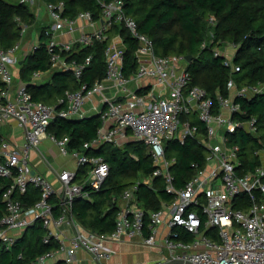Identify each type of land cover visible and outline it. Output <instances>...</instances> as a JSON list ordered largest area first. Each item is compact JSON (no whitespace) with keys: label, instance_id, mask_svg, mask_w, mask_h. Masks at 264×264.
I'll list each match as a JSON object with an SVG mask.
<instances>
[{"label":"built area","instance_id":"1","mask_svg":"<svg viewBox=\"0 0 264 264\" xmlns=\"http://www.w3.org/2000/svg\"><path fill=\"white\" fill-rule=\"evenodd\" d=\"M21 2L34 5L36 0ZM64 6L63 2L45 4L51 26L45 30L44 46L51 70L72 72L80 79L92 56L77 61L68 60L62 53L75 45L81 49L92 46L95 41L107 40L106 32L113 24H123L136 40L137 70L131 76L123 73L126 46L121 35L116 34L105 50V77L93 85L84 83L79 90L67 91L65 98L49 105L34 101L26 84L15 85L11 65L18 63L16 55L21 50L20 43L9 50L0 48V127L14 120L24 130L22 145L6 138L0 143V177L13 179L3 194L6 213L0 221V244L10 248L25 229L41 220L48 231L44 243L53 240L59 246L30 264L56 262L60 254H66V261H70L79 249L89 253L98 264H111L115 250L110 244L121 241L124 236H140L142 245L162 251L159 259L136 264H166L172 260L188 264H264V150L255 153L260 157V166L254 172L240 175L237 171L239 149L229 145L226 135L238 127L248 132L256 131L254 118L241 122L233 116L243 113L237 99L262 93L264 85L238 88L230 77L228 95H218L215 106L205 89L189 87V62L184 56L155 53L152 40L142 34L136 21L126 14L124 0L102 4V17L97 21L90 12H81L74 19L63 17ZM21 29L24 35L29 27L22 24ZM65 33L75 34V37L62 42L58 36ZM207 45L208 42L203 41L201 49ZM40 46L38 42L33 43L30 50L35 51ZM226 47L238 48L233 43ZM213 54L223 57L224 66L232 73L240 70L233 62L234 55L229 57L219 48H214ZM44 74L36 72L33 77L38 80ZM107 82L111 86L108 87ZM87 103L90 106L87 107ZM92 115L100 116L102 126L97 137L84 144L85 148L105 143L123 146L128 141H139L147 147L156 166L152 176L123 192L124 207L119 212L115 230L109 234L86 229L71 212L75 198L85 195V185L95 190L101 188L109 176V165L102 157L69 150L68 137L57 138L47 131L55 118L73 120ZM183 115H194L205 124L202 143L208 155L206 167L183 188L176 189L170 170L175 159L166 158L165 141L178 139L183 143L188 136L195 137L198 132L197 125L183 120ZM44 139L54 143L63 156H72L77 168L90 167L83 182L76 181L77 170H62L56 175V188L44 175L33 171L31 150L38 149ZM154 177H162L166 192L175 198L163 209L149 214L150 234L144 236L145 211L137 206L134 192L140 183L149 184ZM31 185L41 190V198L33 207L25 209L14 194L26 193ZM242 194L250 196V205L236 208L234 200ZM55 196L60 199L62 208L58 215H54L55 205L50 202ZM193 207L200 208V214ZM160 225L166 226L168 232L159 236ZM175 227H181L195 237L191 241L176 239ZM200 227L209 233L204 234Z\"/></svg>","mask_w":264,"mask_h":264},{"label":"trees","instance_id":"2","mask_svg":"<svg viewBox=\"0 0 264 264\" xmlns=\"http://www.w3.org/2000/svg\"><path fill=\"white\" fill-rule=\"evenodd\" d=\"M113 0H36V3L58 4L64 3L63 17L74 19L81 12H90L93 20L102 17V4ZM125 12L132 17L142 34L147 35L153 42L155 53L167 55H191L187 70L191 76L189 87L199 86L206 90L214 105L217 96L228 95L227 81L232 77L238 88L264 85V0H124ZM35 3V4H36ZM34 4V5H35ZM34 5L21 0H0V48L9 50L17 43L27 42L31 27H40L37 42L40 48L24 53L18 63L13 65L15 71L14 82L26 84V89L32 94L34 101L55 105L60 98H65L67 91H76L86 83L93 85L106 74L105 50L110 39L120 34L126 46L123 73L131 76L137 70L135 51L136 40L123 24H113L106 32L107 40L95 41L87 48L78 45L62 55L68 60L82 61L92 56L90 65L83 76L77 79L72 72L51 70L50 58L44 46L47 39L45 30L51 24L37 23ZM20 19V21H17ZM211 19L213 20L211 22ZM29 27L26 34H21V25ZM207 41L206 48L201 49V43ZM229 43L238 46L233 62L240 70L232 73L223 64V57H215L214 48L223 49ZM19 50V52H22ZM43 72L48 75L44 83H37L34 73ZM41 79V78H40ZM2 83L0 82V87ZM243 113H236L233 117L241 122L250 118L256 120V131L248 132L238 127L227 133L229 145L237 146L241 175L254 172L260 166V157L255 153L264 150V91L251 98L237 99ZM63 106H59L61 108ZM183 120H190L197 125L195 137H187L184 142L178 139L165 141V156L175 159L170 167L174 176V187L181 189L200 170L206 167L208 151L202 143L205 138V124L194 115H183ZM102 126L99 115H92L83 119L55 118L47 131L57 138H69V150H79L84 154L102 157L109 165L110 172L99 190L88 184L84 187L83 196L75 198L71 212L74 218L86 229L109 234L116 228L120 201L123 192L138 181L152 176L156 166L147 149L139 141H128L123 146L101 144L92 148H85V143L92 142ZM3 135L0 133V143ZM90 167L77 168L76 181L81 183L87 176ZM13 183L12 178L0 177V221L6 213L4 192ZM137 206L144 209V236L150 234L151 224L149 214L159 211L174 201V195L166 192L162 177H154L149 184L140 183L134 192ZM254 195L258 197V193ZM14 197L22 202L25 209L33 207L41 198V190L29 186L26 193H15ZM55 205L54 215L61 212L60 199L50 198ZM203 202V201H202ZM250 205V196L242 194L234 200V206L246 208ZM200 214V208H194ZM204 234L209 231L200 227ZM177 233L176 239L191 241L195 236L181 227L173 229ZM48 233L41 220H36L17 237L10 248L0 244V264H30L40 255L58 248V243L50 241L44 243ZM53 264H66L64 260H57Z\"/></svg>","mask_w":264,"mask_h":264},{"label":"crops","instance_id":"3","mask_svg":"<svg viewBox=\"0 0 264 264\" xmlns=\"http://www.w3.org/2000/svg\"><path fill=\"white\" fill-rule=\"evenodd\" d=\"M33 11L35 12V15L37 17L38 24H50V21L46 15L44 3H36L34 5ZM37 28H34L33 26L29 30V38L27 42L22 44V52H19L16 55L18 60L20 59L19 57H21L24 53H27L31 49V45L34 43L31 40L32 36L37 34V38L39 37ZM58 37L62 42H69L70 40H73L75 34L65 33L59 35ZM13 72L15 74L14 69ZM18 84L20 83L18 82L15 85ZM106 85L109 87L111 86V83L107 82ZM107 92L108 94H110L111 90L108 89ZM88 106H90L89 103H87V107ZM2 127H6L10 130L11 133H13L9 137L3 135V138L9 139L11 142L16 143L18 145H22L24 143V130L19 127L14 120H10L8 124ZM59 154L60 151L54 143H52L49 139L42 140L39 144L38 149L31 150V165L33 167V171L44 175L48 180L53 183H56L57 173L62 170H67L63 168L62 165H59ZM119 203L122 209V207H124V201L121 200ZM167 232L168 228L166 226L160 225L158 227L159 236L164 235ZM110 246L115 250V254L110 260L111 264H136L153 262L159 259L162 254V251L160 249H151L150 247L142 245L140 236H124L121 241L113 242L110 244ZM58 260H64L66 264H98V262L89 253L82 249H79L70 261H66V254H60ZM53 263L54 262L50 264Z\"/></svg>","mask_w":264,"mask_h":264},{"label":"rangeland","instance_id":"4","mask_svg":"<svg viewBox=\"0 0 264 264\" xmlns=\"http://www.w3.org/2000/svg\"><path fill=\"white\" fill-rule=\"evenodd\" d=\"M46 24H48V23H46ZM40 25V24H39ZM43 25H44V23H43ZM41 26V25H40ZM39 26V27H40ZM38 27V28H39ZM35 28V27H34ZM37 28V29H38ZM36 29V30H37ZM38 32V35H39V30L37 31ZM31 40L34 42V43H37V34L36 35H33L32 36V38H31ZM227 46V45H226ZM224 47L222 50L223 51H225L226 52V55L227 56H229V57H232L234 54H235V52H236V50H234V49H228L227 47ZM11 67H12V71H13V66L11 65ZM47 79H48V75H43L42 77H41V79H38L36 82L37 83H44V82H46L47 81ZM0 133L2 134V135H4V136H6V137H9L11 134H13V133H11L10 132V130L9 129H7L6 127L4 128V127H0ZM59 159H60V161H59V165H62V167L63 168H65V169H67V170H70V171H72V172H74V171H76V169H77V163H76V161L71 157V156H63L61 153L59 154ZM52 184L54 185V186H56V188H58V185H57V182L56 183H53L52 182ZM50 263H52V261H48V264H50Z\"/></svg>","mask_w":264,"mask_h":264},{"label":"water","instance_id":"5","mask_svg":"<svg viewBox=\"0 0 264 264\" xmlns=\"http://www.w3.org/2000/svg\"><path fill=\"white\" fill-rule=\"evenodd\" d=\"M185 59L187 60V62H190L192 60V56L191 55H187L185 56ZM166 264H188L185 261H177V260H172L169 263Z\"/></svg>","mask_w":264,"mask_h":264}]
</instances>
